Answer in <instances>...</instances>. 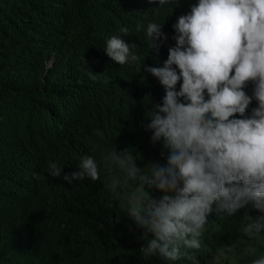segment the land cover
<instances>
[{
	"label": "trees",
	"instance_id": "1",
	"mask_svg": "<svg viewBox=\"0 0 264 264\" xmlns=\"http://www.w3.org/2000/svg\"><path fill=\"white\" fill-rule=\"evenodd\" d=\"M183 6L184 0L156 9L138 0L0 3V264H188L182 256H142V230L106 187L111 175L123 173L103 160L109 151L128 149L145 172L150 162L166 163L163 140L153 143L146 128L165 88L144 65L162 67L171 45L162 40L159 52L153 49L157 58L166 55L153 64L148 43L140 44L138 60L121 66L82 55L64 31L86 25L87 40L99 44L105 32L126 28L131 35L147 19L164 28ZM254 107L252 100L246 114ZM85 155L96 160L100 179L67 184L61 177L77 170ZM50 161L62 167L61 177L48 175ZM33 173L44 178L38 182ZM128 189L144 194L138 181ZM259 215L251 205L233 216L211 213L204 245L210 250L239 241L224 264H252L264 256V232L250 239L240 229ZM195 264H212V256L200 251Z\"/></svg>",
	"mask_w": 264,
	"mask_h": 264
},
{
	"label": "clouds",
	"instance_id": "2",
	"mask_svg": "<svg viewBox=\"0 0 264 264\" xmlns=\"http://www.w3.org/2000/svg\"><path fill=\"white\" fill-rule=\"evenodd\" d=\"M138 1L156 9L177 0ZM64 31L82 55L121 66L135 63V52L146 43L151 63L157 64L166 55L157 58L153 49L158 53L161 41L169 42L162 67L144 65L165 88L162 102L150 108L146 128L153 143L163 140L166 163L150 162L145 172L128 149L109 151L104 163L123 175H111L106 187L142 230L143 257L176 261L182 256L195 264L202 251L212 256V264H224L236 255L239 241L208 250L202 237L209 215L233 216L248 205L264 213V0H184L166 27L147 19L131 35L126 28L105 32L99 44L87 40L86 25L72 24ZM252 100L256 107L246 114ZM61 173L62 167L50 161L48 175ZM33 178L44 177L33 173ZM61 178L67 184L99 180L98 164L82 156L77 170ZM130 181H138L144 194L130 191ZM149 189L162 195L154 198ZM240 231L258 238L264 215L250 218ZM252 264H264V256Z\"/></svg>",
	"mask_w": 264,
	"mask_h": 264
},
{
	"label": "rangeland",
	"instance_id": "3",
	"mask_svg": "<svg viewBox=\"0 0 264 264\" xmlns=\"http://www.w3.org/2000/svg\"><path fill=\"white\" fill-rule=\"evenodd\" d=\"M153 162H159L158 160H155V161H153Z\"/></svg>",
	"mask_w": 264,
	"mask_h": 264
}]
</instances>
